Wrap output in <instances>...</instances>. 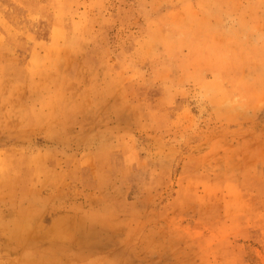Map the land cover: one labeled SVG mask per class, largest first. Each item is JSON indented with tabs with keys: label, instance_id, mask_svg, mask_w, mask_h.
Listing matches in <instances>:
<instances>
[{
	"label": "rangeland",
	"instance_id": "374dc122",
	"mask_svg": "<svg viewBox=\"0 0 264 264\" xmlns=\"http://www.w3.org/2000/svg\"><path fill=\"white\" fill-rule=\"evenodd\" d=\"M0 264H264V0H0Z\"/></svg>",
	"mask_w": 264,
	"mask_h": 264
}]
</instances>
